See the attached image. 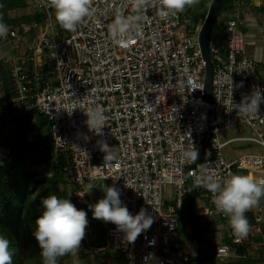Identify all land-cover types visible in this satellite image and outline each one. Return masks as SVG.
<instances>
[{
    "label": "built area",
    "instance_id": "1",
    "mask_svg": "<svg viewBox=\"0 0 264 264\" xmlns=\"http://www.w3.org/2000/svg\"><path fill=\"white\" fill-rule=\"evenodd\" d=\"M27 3L43 20L23 24L21 33L12 31L4 38L27 40L28 46L20 57L3 56L9 64L12 97L1 104L35 108L45 117L53 149L71 163L69 183L79 204L92 203L89 194L79 197L89 183L102 195L103 185H114L131 214L143 208L153 218L151 227L131 244L108 224L106 245L99 251L121 254L129 264H189L197 259L198 243L178 240L192 185L206 182L209 175L222 181L230 173L264 179V104L257 116L242 117L232 108V102L238 105L254 89H264V76L245 53L243 1L236 0L226 17L223 42L209 43L213 72L207 118L201 106L206 65L199 46L205 20L193 21L189 10L160 18L158 0H147L148 19L123 49L111 38L109 25L116 15L130 14L129 0H91L94 15L74 33L56 24L42 0ZM32 29L37 35L29 40ZM97 106L105 115L102 136L88 130L84 114ZM243 125L259 132V138L222 141L225 131ZM207 134L200 161L182 160L181 150L192 143L200 152ZM98 141L114 148L111 167L105 165ZM245 141L256 143L263 152L242 154L229 162L224 149ZM255 207L254 224L264 225V200ZM194 215L209 228L228 222L215 214L212 194L203 187L196 189ZM87 220L85 235H90L94 221ZM227 232L234 246L249 241L248 235L237 239L230 226ZM214 246L216 257H229L228 245L218 241Z\"/></svg>",
    "mask_w": 264,
    "mask_h": 264
},
{
    "label": "clouds",
    "instance_id": "2",
    "mask_svg": "<svg viewBox=\"0 0 264 264\" xmlns=\"http://www.w3.org/2000/svg\"><path fill=\"white\" fill-rule=\"evenodd\" d=\"M197 4L199 0H158L157 13L160 18L166 19L183 12L186 7ZM42 5L52 11L55 22L61 29L73 33L78 30L81 22L94 15L91 0H42ZM129 6L130 14L116 15L109 25L111 38L123 49L133 43V33L139 32L142 22L148 19L147 0H129ZM8 33V26L0 21V39L6 38ZM261 104H264V89L256 88L250 95L245 96L240 104L235 105L232 102V108L242 117L257 116ZM84 114L87 116L88 130L102 136L105 125L103 108H90ZM97 143L99 150L105 153V165L111 167L116 159L114 148H110L104 141ZM199 155V150L192 143L180 153L181 159L190 164H194ZM200 187L212 194L215 214L223 215L228 220L233 235L237 239L246 238L250 225L245 214L264 198V179H257L252 174L230 173L221 181L209 175L206 182H196L192 185L195 190ZM94 188L95 185L89 183L79 197L90 194ZM102 191L103 198L89 206L92 216L94 219L113 224L116 231L124 234L125 242L133 243L141 233L151 227L154 221L145 209L141 208L133 215L127 206L123 205L119 188L103 185ZM40 206L43 213L35 222L32 236L39 248L43 264H58L60 258L73 254L80 248L88 224L87 213L78 210L68 198H58L54 194L43 198ZM0 264H12L10 243L3 235H0Z\"/></svg>",
    "mask_w": 264,
    "mask_h": 264
},
{
    "label": "trees",
    "instance_id": "3",
    "mask_svg": "<svg viewBox=\"0 0 264 264\" xmlns=\"http://www.w3.org/2000/svg\"><path fill=\"white\" fill-rule=\"evenodd\" d=\"M236 0H222L220 12L214 27L222 30V36L210 35V42L221 44L225 37V24L220 20L233 10ZM27 0H0V21L5 23L10 32L19 30L23 24L42 22L43 18L36 12L25 13L29 9ZM206 13L208 6L205 7ZM264 11V6L260 8ZM221 18V19H220ZM21 33V31H18ZM37 35V30L32 29L28 34L29 40ZM6 42L0 39V81L5 84V97H12L11 81L9 78V64L3 59L1 45ZM0 99V235L9 240L12 252V264H43L39 255V248L32 232L35 222L43 213L40 206L41 200L49 195L69 199L78 210H84L87 218L94 221L89 206H82L73 196V186L69 183L71 174L70 161L56 153L53 149L47 120L35 108L21 109L14 105L3 106ZM38 115L35 117L34 115ZM25 120V121H24ZM24 121V123H23ZM8 153V155H6ZM38 167H43L39 170ZM192 191L187 195L180 219L188 223L191 229L189 236L193 242L198 240L205 243L206 249L199 252V257L189 264H206L216 259L215 246L207 243L204 237L210 228L204 226L195 217L196 225L193 229V218L189 212L188 204ZM262 201L264 198L261 199ZM93 205V203H91ZM194 213V202H193ZM249 225L254 224V218L248 217ZM94 227L95 221H94ZM92 226V227H93ZM263 227V226H262ZM104 228L95 229L90 235H84L80 248L75 253L83 258L91 249L106 245ZM200 244V243H198ZM223 244L241 256L240 262L251 264L254 259L245 256L247 246H234L226 236ZM211 245L212 248H209ZM264 251V247H263ZM73 254L66 255L58 260V264H66ZM264 260V253H261ZM211 257L206 262L198 260ZM258 260V259H257Z\"/></svg>",
    "mask_w": 264,
    "mask_h": 264
},
{
    "label": "rangeland",
    "instance_id": "4",
    "mask_svg": "<svg viewBox=\"0 0 264 264\" xmlns=\"http://www.w3.org/2000/svg\"><path fill=\"white\" fill-rule=\"evenodd\" d=\"M210 1L211 0H199V4L191 6V7H186L185 10H189L193 16V21H197L198 23H203V21L205 20L204 14L206 12V8L208 6V10H209V6H210ZM34 12L31 8V6L29 7V9H27L25 11V13H31ZM208 13V11H207ZM206 13V15H207ZM221 19V18H220ZM221 22L223 21V23L225 24V17L223 19L220 20ZM213 34H218L219 36H222L223 32L220 28L218 27H214L213 29ZM260 39V35H258ZM256 40V39H255ZM264 43V40H263ZM257 44H255V41H252L250 43L247 44V51L249 52L250 56L255 59L258 63V67L260 70H264V60L262 61H258L259 58V50H260V45L256 46ZM27 46H28V41L27 40H9L4 42L1 45V50L2 53L5 56H14V57H20L21 54H23L26 50H27ZM263 58H264V51H260L259 52ZM5 84L3 81H0V99L3 100H7L9 98L5 97ZM35 117H37L38 115H34ZM25 121V120H24ZM23 121V123H24ZM234 138H259V132L254 131L253 129L249 128L248 126H236V127H232L230 129H228L227 131H225L222 135H221V139L222 141H226L228 139H234ZM56 152V151H55ZM224 156L225 158L229 161L232 162L234 160H236L240 155L242 154H246V153H250V154H257V153H262L263 152V148L258 146L256 143H252L250 141H245V142H235L232 143L230 145H228L225 149H224ZM39 170H43V167H38ZM95 221V225L96 227H92L91 231L93 233L94 228L101 230V227L104 228V223L102 222V220H94ZM179 226H180V237L178 240H180L181 242L185 243V244H190L191 242H193L192 238L189 236L188 233V223H186L183 220H179ZM229 226L228 222H225L222 225H216L215 228H210L209 230H207V234L204 237V240L212 245H216V243L218 241H222L225 239V237L221 236V234L227 235V227ZM251 226V225H250ZM252 226H256L255 224H252ZM91 233V234H92ZM251 233H257L256 230H253ZM251 233L248 234V236H250V240L249 242L253 239L251 237ZM260 238V237H259ZM261 239V238H260ZM262 240V239H261ZM248 241L246 243H249ZM245 243V244H246ZM206 248L201 245L198 244V250L199 252L205 250ZM190 248L187 247L186 251L188 253H190ZM75 256V254L72 255V257ZM123 263L122 264H129L128 260H126L123 256ZM229 261V258H218L216 257V259H214V261L212 262H208L206 264H221L222 262H226Z\"/></svg>",
    "mask_w": 264,
    "mask_h": 264
},
{
    "label": "crops",
    "instance_id": "5",
    "mask_svg": "<svg viewBox=\"0 0 264 264\" xmlns=\"http://www.w3.org/2000/svg\"><path fill=\"white\" fill-rule=\"evenodd\" d=\"M242 1L244 3V5L241 8L242 9L241 18L244 22V25L242 26V31L246 37V47L248 43L255 41V44H257L256 46L260 45L259 52L262 50L264 51V43H263V40H264V11L260 9L261 7L264 6V0H256L255 5H254L255 0H242ZM258 35H260L261 40L257 39L259 38ZM259 52L258 54L260 56L258 58V61H262L264 60V58ZM245 53L248 57L252 58L249 52L247 51V48H245ZM258 71L262 76H264V70H260L258 67ZM89 196L93 204H95L99 199L103 198L102 194L94 192V191H92L89 194ZM255 208L256 207H253L248 212H246L245 214L246 217L248 216V217L254 218ZM103 223H104V229H105L104 233H105L106 227L110 223H106V222H103ZM253 230H256L257 233H251ZM249 233H251V237L253 239L250 242L248 241L249 243H246L248 250L245 256L247 255V258L251 257V259H254V262L251 264H264V260H261L262 259L261 253H264L263 251L264 225H256V226L251 225ZM221 236L226 237L227 235L221 234ZM249 240H250V236H249ZM98 249L99 248L91 249V251L87 252L88 255L83 258H80L78 257V255L75 254V256L71 257L70 260L66 264H122L123 263V258L121 254L111 253L108 250H106L105 252H101ZM226 258H229V261L222 262L221 264H243L242 262H240L241 256L237 255L234 249L230 251L229 257H226Z\"/></svg>",
    "mask_w": 264,
    "mask_h": 264
},
{
    "label": "water",
    "instance_id": "6",
    "mask_svg": "<svg viewBox=\"0 0 264 264\" xmlns=\"http://www.w3.org/2000/svg\"><path fill=\"white\" fill-rule=\"evenodd\" d=\"M221 3H222V0H211L210 1L209 10L205 17V22L203 24V27H202V30L199 36V46H200V50H201V53H202V56H203V59L206 65V71H205V77H204V91H203V97H202V102H201L202 112L206 118L208 117V106L211 100V89H212L211 83H212V72H213L209 53H208V47H209L210 35L212 32L214 23L220 12ZM255 4H256V0L254 1V5ZM208 141H209V134L206 135L202 149L199 152L200 155L196 162H199L200 159L202 158V155L206 149ZM195 196H196V190L192 189V195H191V199L188 204V208L193 218V229L194 230H195V225H196V220H195L194 213H193V202L195 200ZM198 243H200L201 245H205V243H203L200 240H198ZM209 248H212L211 245H209ZM210 258L211 257L201 259V260H198V262H206L210 260ZM193 262H195V260H193Z\"/></svg>",
    "mask_w": 264,
    "mask_h": 264
}]
</instances>
